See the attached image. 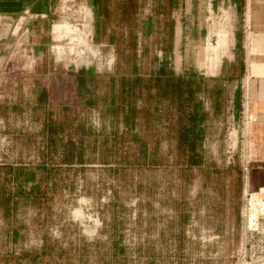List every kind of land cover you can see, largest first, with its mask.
<instances>
[{
	"label": "rangeland",
	"instance_id": "rangeland-1",
	"mask_svg": "<svg viewBox=\"0 0 264 264\" xmlns=\"http://www.w3.org/2000/svg\"><path fill=\"white\" fill-rule=\"evenodd\" d=\"M54 1L48 18H17L2 28L0 168L41 163L50 117L65 114L74 128L95 133L122 131L102 81L88 80L78 91L71 82L83 73L112 75L117 47L119 71L130 69L131 29L115 45L113 17H101L95 42L93 0ZM139 1L137 18L147 23L135 31L139 71L203 78L202 163L187 168L168 157L142 167L63 168L48 206L19 200L10 216L0 211V264H254L264 255V234L249 236L241 214L246 121L239 0ZM51 87L65 107L46 104ZM160 150L166 156L165 141Z\"/></svg>",
	"mask_w": 264,
	"mask_h": 264
},
{
	"label": "trees",
	"instance_id": "trees-1",
	"mask_svg": "<svg viewBox=\"0 0 264 264\" xmlns=\"http://www.w3.org/2000/svg\"><path fill=\"white\" fill-rule=\"evenodd\" d=\"M160 2L161 0H157ZM178 0H167L173 5ZM139 0H93L95 13V42L99 41L101 17L110 18L117 31L110 37L115 45L125 39L124 29L130 28L129 42L134 50V63L130 69L119 71L120 47H117V66L112 75L99 76L91 73L75 75L71 88L77 91L88 80L102 81L110 91V106L113 118L122 125V131L95 133L84 126L74 128L69 117L63 114L61 120L47 119L42 136L44 149L42 160L35 168L3 167L0 189V211L10 216L19 200L32 201L36 205L48 206L52 199L49 193L54 182L70 166L97 162L107 166L160 165L166 158L181 163L187 168L202 163L201 142L203 129L201 124L204 113L199 94L202 91L203 78L198 75L175 76L174 74L142 73L136 64L138 34L140 23L137 18ZM113 5L112 11L108 7ZM108 12V13H107ZM151 18L146 22L151 23ZM109 24V25H110ZM148 32L145 34L147 35ZM146 38V36H144ZM59 91L49 89L46 104L52 107L62 106ZM166 143V156L161 153V143ZM237 171V170H236ZM241 180L240 171H237ZM241 182V181H240ZM52 186V187H51Z\"/></svg>",
	"mask_w": 264,
	"mask_h": 264
},
{
	"label": "crops",
	"instance_id": "crops-1",
	"mask_svg": "<svg viewBox=\"0 0 264 264\" xmlns=\"http://www.w3.org/2000/svg\"><path fill=\"white\" fill-rule=\"evenodd\" d=\"M54 4V0H0V46L7 41L2 33L5 23L17 18L44 20ZM238 4L243 22L244 185L255 192L264 188V0H239ZM60 30L54 26L53 32L59 35Z\"/></svg>",
	"mask_w": 264,
	"mask_h": 264
},
{
	"label": "built area",
	"instance_id": "built-area-1",
	"mask_svg": "<svg viewBox=\"0 0 264 264\" xmlns=\"http://www.w3.org/2000/svg\"><path fill=\"white\" fill-rule=\"evenodd\" d=\"M243 199L241 214L246 233L249 236L264 234V188L252 192L244 185ZM254 264H264V255H256Z\"/></svg>",
	"mask_w": 264,
	"mask_h": 264
}]
</instances>
